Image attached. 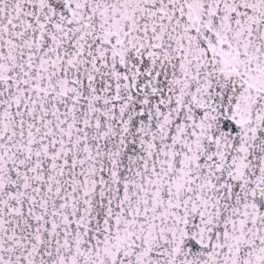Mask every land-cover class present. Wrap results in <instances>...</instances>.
I'll return each mask as SVG.
<instances>
[{
	"label": "snow or ice",
	"instance_id": "snow-or-ice-1",
	"mask_svg": "<svg viewBox=\"0 0 264 264\" xmlns=\"http://www.w3.org/2000/svg\"><path fill=\"white\" fill-rule=\"evenodd\" d=\"M0 264H264V0H0Z\"/></svg>",
	"mask_w": 264,
	"mask_h": 264
}]
</instances>
